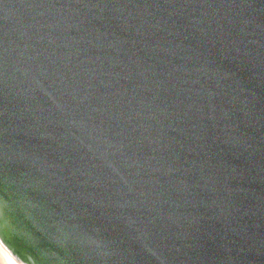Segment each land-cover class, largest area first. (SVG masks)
I'll use <instances>...</instances> for the list:
<instances>
[{
  "label": "water",
  "instance_id": "obj_1",
  "mask_svg": "<svg viewBox=\"0 0 264 264\" xmlns=\"http://www.w3.org/2000/svg\"><path fill=\"white\" fill-rule=\"evenodd\" d=\"M0 225L32 264H264V0H0Z\"/></svg>",
  "mask_w": 264,
  "mask_h": 264
},
{
  "label": "bare ground",
  "instance_id": "obj_2",
  "mask_svg": "<svg viewBox=\"0 0 264 264\" xmlns=\"http://www.w3.org/2000/svg\"><path fill=\"white\" fill-rule=\"evenodd\" d=\"M0 240L3 241L4 250L10 252L17 264H32L27 258L21 256L10 244L9 240L4 236L0 225Z\"/></svg>",
  "mask_w": 264,
  "mask_h": 264
},
{
  "label": "clouds",
  "instance_id": "obj_3",
  "mask_svg": "<svg viewBox=\"0 0 264 264\" xmlns=\"http://www.w3.org/2000/svg\"><path fill=\"white\" fill-rule=\"evenodd\" d=\"M0 264H17L10 252L4 250L3 241L0 240Z\"/></svg>",
  "mask_w": 264,
  "mask_h": 264
}]
</instances>
